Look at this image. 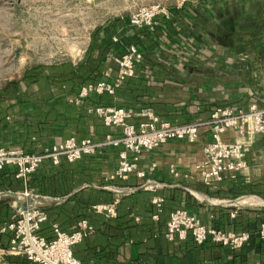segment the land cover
Masks as SVG:
<instances>
[{"label":"crops","instance_id":"0c3cea01","mask_svg":"<svg viewBox=\"0 0 264 264\" xmlns=\"http://www.w3.org/2000/svg\"><path fill=\"white\" fill-rule=\"evenodd\" d=\"M164 6L169 16L159 15L154 29L136 28L129 20H116L110 48L105 52L108 80L117 70L113 57L126 45H136L144 58L136 75L118 89L109 101L112 104L105 106L133 110L134 124L145 119V110L183 124L207 119L217 106L264 107V0H165ZM114 37L119 42H113ZM94 41L98 43L96 38ZM108 132L120 134L118 128ZM211 139V132L204 130L195 142L172 139L141 154L137 168L146 177L133 174L129 181L143 184L152 180L161 185L156 190L142 188L144 197L157 210L165 206L166 228L163 232L156 225L160 234L141 244L126 241L118 264H264V242L257 233L264 219V134L253 137L246 155L247 166L236 179L228 178L208 188L200 179L198 167L204 160L203 146ZM223 139L234 141L239 134L230 130ZM59 141L57 138L54 142ZM121 150L108 147L92 157L93 161L86 165L91 187H118L104 181L115 178ZM233 182L253 183L258 186V194L232 198L226 189ZM177 208L187 209L213 227L249 231L250 240L239 249L211 242L197 245L190 235L169 240L165 236L167 223ZM147 219L157 223L159 214L145 210L135 217L137 222Z\"/></svg>","mask_w":264,"mask_h":264},{"label":"built area","instance_id":"2783aa9c","mask_svg":"<svg viewBox=\"0 0 264 264\" xmlns=\"http://www.w3.org/2000/svg\"><path fill=\"white\" fill-rule=\"evenodd\" d=\"M159 15L169 16V11L164 5H140L131 12L129 22L136 28L154 29ZM113 42H119L118 37H114ZM143 58L136 45H126L121 53L113 57L117 65L113 79L108 80L110 71H107L104 79L83 85L70 101L80 104L92 96L116 95L118 89L136 75ZM88 112L98 116L108 128H118L120 134L110 132L100 141L70 137L36 152H25L21 147L0 145V170L15 167L16 177L26 182L45 162H50L51 165H58L62 159L75 162L85 155H97L108 147H121L114 176L123 180L133 174L145 178V172L137 168L142 153L153 151L172 139L195 142L200 138L202 131L209 130L212 139L203 146L204 160L198 170L203 183L217 186L225 179L237 178L240 171L247 166L246 155L253 137L264 134V107L257 104H251L247 108L235 105L217 106L211 110L207 119L183 124L165 120L152 110H145L142 113L145 119L138 124L131 122L136 113L123 107L96 105L89 107ZM230 130L236 131L239 139L224 140V133ZM160 186L152 180L141 184V187L147 190H156ZM111 190L114 192L115 201L97 204L93 208L99 213L113 217L116 215V205L120 199L135 188L124 186L113 187ZM11 193L16 194L12 202L14 213L3 231H13L14 237L9 249H0V255H25L32 263L40 264H81L74 255L73 247L91 235L92 226L83 220L72 232L67 233L54 225L56 238L48 240L39 233L41 226L47 221L43 205L47 200L60 202L61 198L40 196L26 188ZM257 233L264 242V219ZM189 235L197 245L211 242L232 249L242 248L251 237L249 231L236 232L207 225L185 208L173 210L167 223L166 238L186 239Z\"/></svg>","mask_w":264,"mask_h":264},{"label":"trees","instance_id":"16d2710c","mask_svg":"<svg viewBox=\"0 0 264 264\" xmlns=\"http://www.w3.org/2000/svg\"><path fill=\"white\" fill-rule=\"evenodd\" d=\"M109 48V43L100 45L92 42L84 58L77 63L64 60L53 64H33L25 69L19 79L0 87V137L4 136L11 141L10 144L0 145L36 152L48 147L57 138H90L100 141L110 133V128L98 116L89 113L88 108L111 105L109 101L112 95L92 96L80 104L70 101L83 85L105 78L109 68L105 52ZM7 101V105H3ZM4 133L6 135H1ZM93 156L85 155L75 162L62 159L58 165L45 162L26 182L16 177L15 167H6L0 170V192H18L26 188L40 196L61 198L60 202L47 200L44 203L47 221L41 226L40 235L53 240L56 238L54 225L61 231L70 233L80 221L86 220L93 232L73 247L75 257L81 264H104L106 261L118 264L122 261L121 247L126 241L141 244L145 239L158 236L160 232L155 230L156 225L165 231L166 208L163 206L157 210L144 197L146 193L141 184L130 182L129 178L123 180L115 177L104 182L118 187H133L135 190L124 195L117 203L115 217L97 212L93 208L95 205L113 203L115 197L112 190L90 186V173L86 165L93 161ZM85 184L88 185L84 186ZM221 184L222 182L219 185ZM205 186L208 187L206 184ZM257 189L258 186L253 183L233 182L227 187L226 194L235 198L244 194H258ZM207 192L213 194L211 191ZM13 201L14 197L11 195L0 197L2 250L10 248L14 237L13 231H3L14 213ZM145 210L158 213L159 221L153 223L147 219L137 222L135 217ZM2 261L6 264H40L32 263L25 255L9 253L2 255Z\"/></svg>","mask_w":264,"mask_h":264},{"label":"rangeland","instance_id":"374dc122","mask_svg":"<svg viewBox=\"0 0 264 264\" xmlns=\"http://www.w3.org/2000/svg\"><path fill=\"white\" fill-rule=\"evenodd\" d=\"M221 1L245 0H208ZM157 3L165 0H0V87L33 64L79 62L95 38L109 43L116 20H129L140 5ZM10 143L0 137V144ZM0 264H6L2 255Z\"/></svg>","mask_w":264,"mask_h":264},{"label":"water","instance_id":"95a60500","mask_svg":"<svg viewBox=\"0 0 264 264\" xmlns=\"http://www.w3.org/2000/svg\"><path fill=\"white\" fill-rule=\"evenodd\" d=\"M6 195H11V196H13V197L16 196V194L11 193L10 191H6V192H1V193H0V197H1V196H6Z\"/></svg>","mask_w":264,"mask_h":264},{"label":"bare ground","instance_id":"6f19581e","mask_svg":"<svg viewBox=\"0 0 264 264\" xmlns=\"http://www.w3.org/2000/svg\"><path fill=\"white\" fill-rule=\"evenodd\" d=\"M249 201V200H248Z\"/></svg>","mask_w":264,"mask_h":264}]
</instances>
